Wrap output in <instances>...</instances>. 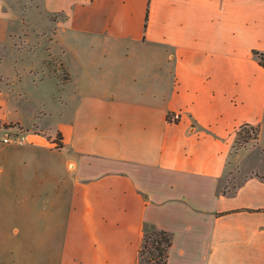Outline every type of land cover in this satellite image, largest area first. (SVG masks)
Segmentation results:
<instances>
[{
	"label": "crops",
	"instance_id": "0c3cea01",
	"mask_svg": "<svg viewBox=\"0 0 264 264\" xmlns=\"http://www.w3.org/2000/svg\"><path fill=\"white\" fill-rule=\"evenodd\" d=\"M19 3L67 76L31 121L0 92V134L29 130L0 143V264H125L124 231L140 264L146 223L168 264H264V172L226 187L240 126L264 147V0H0V43Z\"/></svg>",
	"mask_w": 264,
	"mask_h": 264
},
{
	"label": "rangeland",
	"instance_id": "374dc122",
	"mask_svg": "<svg viewBox=\"0 0 264 264\" xmlns=\"http://www.w3.org/2000/svg\"><path fill=\"white\" fill-rule=\"evenodd\" d=\"M31 1L23 0L24 9L31 5ZM11 12L13 16L9 26L12 35L8 38L6 33L5 38H8V40L5 44L0 43V81H2L0 83V92L10 103L20 105L19 112L22 118L25 121H31L37 114L36 111L40 105V100H48V109L54 107V103L51 100H58L53 94L54 81L47 80L40 87L36 85L38 80L44 75L61 78H65L67 75L59 60V50L56 47L53 34L55 30L49 14L42 13L34 5L25 15L21 3L15 4ZM52 19H55V17H52ZM20 80H22L21 83H19ZM44 119L46 123H49L54 120V117L48 115ZM7 126L6 128H15L13 125ZM243 128L242 136L240 138L237 137L235 143L234 165L229 172L226 184L229 189L253 173L261 175L264 172V147L259 144L258 139L245 141V131L248 130L251 135H253V131L248 126ZM24 129L27 130V128ZM56 138L60 140L59 136ZM135 239L134 232L124 231L122 233V243L117 249L121 251L125 264H134L133 245Z\"/></svg>",
	"mask_w": 264,
	"mask_h": 264
},
{
	"label": "trees",
	"instance_id": "16d2710c",
	"mask_svg": "<svg viewBox=\"0 0 264 264\" xmlns=\"http://www.w3.org/2000/svg\"><path fill=\"white\" fill-rule=\"evenodd\" d=\"M254 54L258 57L259 63L264 67V51L254 50ZM12 126L11 124L7 127ZM251 127L253 135L248 130L245 131L244 140L259 139L260 124L244 123L237 132L240 138L243 134V127ZM58 136H60L58 134ZM173 245V235L164 228H158L154 224L146 223L144 225V234L142 243L139 248L140 264H168L170 257V249Z\"/></svg>",
	"mask_w": 264,
	"mask_h": 264
},
{
	"label": "built area",
	"instance_id": "2783aa9c",
	"mask_svg": "<svg viewBox=\"0 0 264 264\" xmlns=\"http://www.w3.org/2000/svg\"><path fill=\"white\" fill-rule=\"evenodd\" d=\"M169 118L171 121H179L181 118L180 112H172L169 114ZM16 129L15 131H13ZM13 131V132H12ZM29 140V130L22 129L20 127L17 128H8V130L4 134H0V142L3 143H14V144H23ZM54 147L60 146V140L57 138L54 139L53 142Z\"/></svg>",
	"mask_w": 264,
	"mask_h": 264
}]
</instances>
